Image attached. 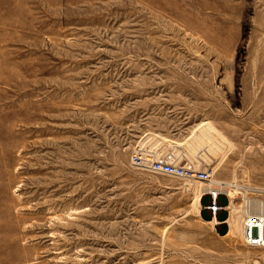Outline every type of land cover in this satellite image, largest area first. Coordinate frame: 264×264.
Segmentation results:
<instances>
[{"label": "rangeland", "instance_id": "rangeland-1", "mask_svg": "<svg viewBox=\"0 0 264 264\" xmlns=\"http://www.w3.org/2000/svg\"><path fill=\"white\" fill-rule=\"evenodd\" d=\"M251 214L264 0H0V264H264Z\"/></svg>", "mask_w": 264, "mask_h": 264}, {"label": "built area", "instance_id": "built-area-1", "mask_svg": "<svg viewBox=\"0 0 264 264\" xmlns=\"http://www.w3.org/2000/svg\"><path fill=\"white\" fill-rule=\"evenodd\" d=\"M219 195L221 193L212 194L214 205L210 208L215 214L218 211L216 201ZM261 217L251 214L245 218L242 235L247 246L264 248V227L261 225Z\"/></svg>", "mask_w": 264, "mask_h": 264}, {"label": "bare ground", "instance_id": "bare-ground-1", "mask_svg": "<svg viewBox=\"0 0 264 264\" xmlns=\"http://www.w3.org/2000/svg\"><path fill=\"white\" fill-rule=\"evenodd\" d=\"M222 199V198H221ZM219 201V200H218ZM228 202H229V200H228ZM231 204L233 205V203H232V201H231ZM233 207V206H232ZM234 208V207H233ZM258 208V207H257ZM220 208H218V210H219ZM221 209H223V210H228L229 208L228 207H224V208H221ZM232 209V208H231ZM234 210V209H233ZM232 210V211H233ZM231 212V211H230ZM232 214V213H231ZM238 216H236V218H237ZM236 218H234V219H236ZM240 218V217H239ZM239 218H237L236 220H238ZM231 219V218H230ZM241 219H242V217L239 219V221L240 222H238V221H236V224H235V222H233L234 224L232 225V223H231V225H232V229H234L235 228V226H237L238 225V223H241ZM229 220V219H228ZM228 220L225 222V223H227L228 222ZM231 221V220H230ZM260 221H261V225H263V227H264V215H262V217L260 218ZM212 222L213 223H217L218 224V220L217 219H215V218H213V220H212ZM238 222V223H237ZM229 223V222H228ZM243 223V222H242ZM229 225V224H228ZM242 224H240V226H241ZM239 226V227H240ZM243 226V225H242ZM231 226H229V228H230ZM238 227V226H237ZM243 228V227H242ZM240 229V228H239ZM238 228H237V230H239ZM235 231H236V229H234ZM233 230V231H234ZM242 231L243 230H241V233H242ZM243 236V235H242Z\"/></svg>", "mask_w": 264, "mask_h": 264}]
</instances>
